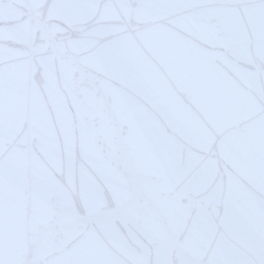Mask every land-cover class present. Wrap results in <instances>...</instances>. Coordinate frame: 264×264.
<instances>
[{
    "label": "snow or ice",
    "instance_id": "snow-or-ice-1",
    "mask_svg": "<svg viewBox=\"0 0 264 264\" xmlns=\"http://www.w3.org/2000/svg\"><path fill=\"white\" fill-rule=\"evenodd\" d=\"M0 264H264V0H0Z\"/></svg>",
    "mask_w": 264,
    "mask_h": 264
}]
</instances>
